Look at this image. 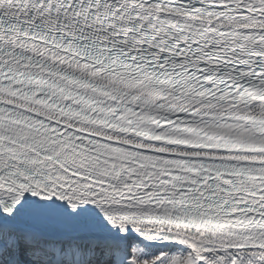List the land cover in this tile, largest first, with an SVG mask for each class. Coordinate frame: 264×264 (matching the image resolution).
I'll return each mask as SVG.
<instances>
[{
	"label": "snow or ice",
	"instance_id": "1",
	"mask_svg": "<svg viewBox=\"0 0 264 264\" xmlns=\"http://www.w3.org/2000/svg\"><path fill=\"white\" fill-rule=\"evenodd\" d=\"M0 264H264V0H0Z\"/></svg>",
	"mask_w": 264,
	"mask_h": 264
}]
</instances>
